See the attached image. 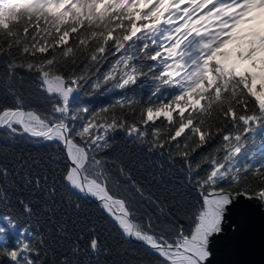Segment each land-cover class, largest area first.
<instances>
[{"label": "snow or ice", "instance_id": "6c2138e0", "mask_svg": "<svg viewBox=\"0 0 264 264\" xmlns=\"http://www.w3.org/2000/svg\"><path fill=\"white\" fill-rule=\"evenodd\" d=\"M0 14V139L47 149L0 148V264H210L229 209H264V0H0ZM86 89L115 95L75 107Z\"/></svg>", "mask_w": 264, "mask_h": 264}, {"label": "water", "instance_id": "95a60500", "mask_svg": "<svg viewBox=\"0 0 264 264\" xmlns=\"http://www.w3.org/2000/svg\"><path fill=\"white\" fill-rule=\"evenodd\" d=\"M212 251L210 264H264V209L241 198L229 209Z\"/></svg>", "mask_w": 264, "mask_h": 264}, {"label": "trees", "instance_id": "16d2710c", "mask_svg": "<svg viewBox=\"0 0 264 264\" xmlns=\"http://www.w3.org/2000/svg\"><path fill=\"white\" fill-rule=\"evenodd\" d=\"M2 16V14H0ZM151 88V84L147 82H142L140 85L136 86L134 91L139 96H146ZM115 93H107V92H96L92 93L90 90H85V92L80 93L77 98L73 101L75 107L79 106H87L90 109H97L102 105L108 104ZM0 148H8L10 152H14L17 154H37L43 153L47 151L44 147H37L32 143L28 142L23 138H18L17 141H5L0 139ZM116 150L124 153L129 159L137 160L145 165V169L147 171H159V161L155 155L151 158L147 156V154L138 153L137 149H135L132 145L127 144L122 135H117L116 139ZM165 171L168 170V164L165 162L164 164ZM175 171V169H173ZM163 180L167 182L169 177L165 175ZM2 211V209H0ZM11 241V237H9Z\"/></svg>", "mask_w": 264, "mask_h": 264}]
</instances>
